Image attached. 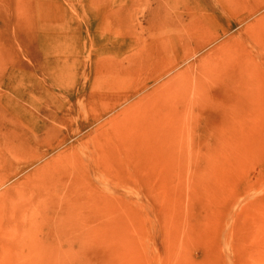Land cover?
<instances>
[{
	"label": "rangeland",
	"instance_id": "rangeland-1",
	"mask_svg": "<svg viewBox=\"0 0 264 264\" xmlns=\"http://www.w3.org/2000/svg\"><path fill=\"white\" fill-rule=\"evenodd\" d=\"M0 264H264V0H0Z\"/></svg>",
	"mask_w": 264,
	"mask_h": 264
}]
</instances>
